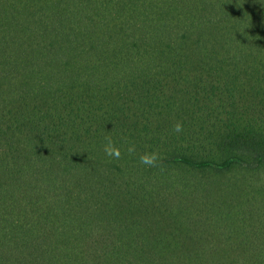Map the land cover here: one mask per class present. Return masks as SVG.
<instances>
[{
    "label": "trees",
    "instance_id": "1",
    "mask_svg": "<svg viewBox=\"0 0 264 264\" xmlns=\"http://www.w3.org/2000/svg\"><path fill=\"white\" fill-rule=\"evenodd\" d=\"M0 264H264V0H0Z\"/></svg>",
    "mask_w": 264,
    "mask_h": 264
},
{
    "label": "clouds",
    "instance_id": "2",
    "mask_svg": "<svg viewBox=\"0 0 264 264\" xmlns=\"http://www.w3.org/2000/svg\"><path fill=\"white\" fill-rule=\"evenodd\" d=\"M173 131L175 133H181L183 131V125L181 122H177L173 126ZM106 143L103 146V151L106 156L119 160L121 158V148L116 144L111 136H106L105 138ZM127 152L129 155L135 152V144H129L127 146ZM160 154L156 151L152 152H145L139 156V161L142 165L147 167H156L158 160H160Z\"/></svg>",
    "mask_w": 264,
    "mask_h": 264
}]
</instances>
